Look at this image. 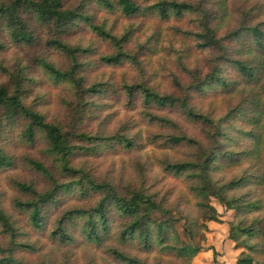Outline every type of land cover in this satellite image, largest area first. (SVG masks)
<instances>
[{
    "label": "trees",
    "instance_id": "1",
    "mask_svg": "<svg viewBox=\"0 0 264 264\" xmlns=\"http://www.w3.org/2000/svg\"><path fill=\"white\" fill-rule=\"evenodd\" d=\"M31 15L70 37L52 42L69 67L43 65L70 84L73 115L68 126L48 121L24 103L19 80L13 92L0 86V126L29 119L26 135L33 141L40 129L56 162L55 170L31 162L49 188L17 183L29 199L13 200L39 248L20 242L0 197V264H24L16 253L25 249L51 257L47 264H191L204 251L196 216L219 219L212 199L235 211L229 238L246 250L236 264H264V0H9L0 20L12 46L40 38ZM129 71L137 77L126 79ZM98 99L112 120L126 110L114 136L80 127ZM104 147L103 158L120 155L110 170H123L127 185L75 167ZM15 166L0 149V168Z\"/></svg>",
    "mask_w": 264,
    "mask_h": 264
},
{
    "label": "rangeland",
    "instance_id": "2",
    "mask_svg": "<svg viewBox=\"0 0 264 264\" xmlns=\"http://www.w3.org/2000/svg\"><path fill=\"white\" fill-rule=\"evenodd\" d=\"M9 0H0V2H8ZM75 3L79 0H73ZM91 13L97 14L98 9L94 7L88 8ZM102 19L99 16V21ZM126 21H120L119 25H123ZM139 22V21H137ZM29 29L35 33L36 38H40L34 45L12 46L9 41L7 30L2 20H0V42L6 45L4 50H0V86L7 87L11 92L15 89V81L19 80L20 87L24 90V103L34 111H41L48 121L56 122L61 125L68 126L73 115V109L70 102L73 101V95L70 90V84L63 82L59 84L53 79L49 72L44 68L45 63L53 64L58 70H66L70 62L62 51H58L52 42L61 39L63 42L70 44V37H55L51 31L42 27L34 15L27 20ZM148 23L147 26H150ZM150 27L145 29V33H149ZM137 37H141L137 35ZM94 63H96L94 61ZM94 66H92L93 68ZM136 78L135 72L129 71L126 79ZM120 78V76H119ZM123 78V77H122ZM52 105H49L50 101ZM90 107V111L84 117L83 123L80 125L83 131L89 133H99L105 137L114 136L128 119L126 118V110L122 107L121 116L115 119L109 117L108 112L101 111V105L105 104V100L98 99L94 101ZM117 108L120 106L117 104ZM30 120L24 117L17 119L15 122H4V126H0V149L6 156L12 158L14 165H18L15 172L10 167L0 168V197L1 203L8 215L15 222L16 227L20 230V242L23 244L34 245L39 248V244L35 243L36 235H34L29 225V214L20 212L13 207V200L20 198L21 200L29 199V196L23 194L17 188V183L33 184L39 191H45L49 188V182L46 177L37 171L31 162H41L49 169L55 170V158L50 154L49 143L45 134L38 129L36 137L31 141L26 135V128L29 126ZM145 130V127L142 126ZM159 131V130H158ZM157 130L155 132H158ZM153 147H149L148 150ZM119 148L117 153H122ZM105 147L99 150V153L89 156L83 161H76L75 167H83L87 171L92 172L94 178L99 180L115 181L118 185H127V178H123L119 169L118 171L110 170L113 161H120L118 154L116 157L109 156ZM111 154V153H109ZM127 158V155L123 156ZM15 166V167H16ZM129 173L128 171H126ZM58 174L59 172L56 171ZM136 184V180L134 179ZM3 188L6 189V195H2ZM72 194L66 195L67 200ZM77 201H72L69 206L79 205ZM176 199L170 198L167 205L174 209L176 207ZM211 204L219 212V219L215 221H205L203 216L198 213L195 220L199 227L196 228L198 236L195 242L203 246L204 251L193 258L191 264H236L237 260L244 257L246 250L238 247L235 242L229 238L230 223L235 218V211L227 210L218 200L212 199ZM206 226L207 229H204ZM179 232L183 239L187 240L182 224L179 225ZM2 245L6 244L7 239L0 236ZM35 249H25L16 253V258L24 264H41L51 259L44 258V255L34 253ZM44 260V261H43ZM48 260V261H47Z\"/></svg>",
    "mask_w": 264,
    "mask_h": 264
}]
</instances>
